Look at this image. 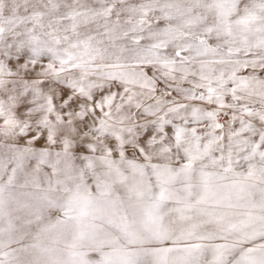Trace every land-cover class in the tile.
I'll return each instance as SVG.
<instances>
[{"label": "rangeland", "instance_id": "374dc122", "mask_svg": "<svg viewBox=\"0 0 264 264\" xmlns=\"http://www.w3.org/2000/svg\"><path fill=\"white\" fill-rule=\"evenodd\" d=\"M0 264H264V0H0Z\"/></svg>", "mask_w": 264, "mask_h": 264}, {"label": "bare ground", "instance_id": "6f19581e", "mask_svg": "<svg viewBox=\"0 0 264 264\" xmlns=\"http://www.w3.org/2000/svg\"><path fill=\"white\" fill-rule=\"evenodd\" d=\"M94 9L96 10L97 8H95V7H94V8H91V9H90L91 12H92ZM82 11H84L85 16H87L85 19L87 20V23H89L87 18H92V17H91V12L89 11L88 8H83ZM93 13H95V12L93 11ZM79 18H80V17H79ZM94 22H95V21H93V24H94ZM119 22H120V21L117 22L118 27H114V29H115V28H120V27H119ZM123 27H126V26H123ZM97 28L99 29V32H101L102 30H100V29L103 28V27H102V26L100 25V23H99L98 26H97ZM129 28H130V26L127 27V28H121V29H123V30H129ZM95 30H97V29H95ZM97 31H98V30H97ZM94 35H95V34H94ZM94 35H93V36H94ZM120 36H121V34H120ZM119 39H120V38H119ZM119 39H118V42H121V40H119ZM112 40H116V38H115V39L113 38ZM121 43H122V42H121ZM121 43H120V44H121Z\"/></svg>", "mask_w": 264, "mask_h": 264}]
</instances>
